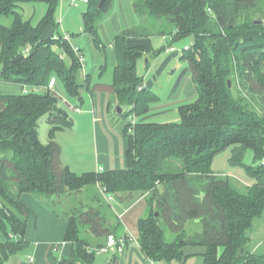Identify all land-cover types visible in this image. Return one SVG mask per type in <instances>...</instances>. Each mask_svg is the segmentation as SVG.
I'll use <instances>...</instances> for the list:
<instances>
[{
  "label": "trees",
  "instance_id": "obj_1",
  "mask_svg": "<svg viewBox=\"0 0 264 264\" xmlns=\"http://www.w3.org/2000/svg\"><path fill=\"white\" fill-rule=\"evenodd\" d=\"M114 1L88 0L83 13L84 32L103 54L106 46L99 24ZM261 1L135 0V11L144 23L115 36L113 81L93 90L110 95V112L116 105L126 108V120L148 114L158 98L142 88L138 62L159 52L150 46L129 47L127 40L159 30L170 37V46L192 39L185 46L189 49H184V60L197 99L180 106L179 122H123L129 140L126 169L77 174L62 163V149L53 139L57 131L71 126L68 108H78L62 102L50 83L57 77L69 99L81 103L91 76L84 75L79 55L60 31V0H0V85L20 90L0 93V264L29 248L25 236L32 212L22 202L24 193L52 201V206L46 202L48 208L68 222L71 254L57 264H95L97 250L110 235L102 233L99 220L74 216L79 210L76 204L85 205L90 194L95 198L94 187L111 197L146 195L138 242L153 264H186L196 256L204 264H264V253L251 250V236L264 217V23L254 18ZM26 3L48 5L38 25L24 18ZM55 47L64 49L69 63ZM43 118L54 126L48 143L39 136ZM228 148H232V165H243L248 150L259 163L246 167L254 184L245 191L212 169L214 157ZM191 221L201 222L200 233L188 232ZM86 225L92 227L87 236ZM168 230L175 235L172 241ZM111 235L122 237L115 231ZM99 237L107 239L103 243ZM190 247L206 251L188 255Z\"/></svg>",
  "mask_w": 264,
  "mask_h": 264
},
{
  "label": "rangeland",
  "instance_id": "obj_2",
  "mask_svg": "<svg viewBox=\"0 0 264 264\" xmlns=\"http://www.w3.org/2000/svg\"><path fill=\"white\" fill-rule=\"evenodd\" d=\"M117 6L115 13L118 15L121 21L123 20V16L121 10L119 9V0H116ZM131 0L125 1V11L127 15L128 21L131 23V27L133 25L139 26L144 23L139 16L135 13ZM24 6V16L25 19L31 20L33 25H38L43 17L46 15L48 11V5L46 3H26ZM87 9V5L83 3V1H78L77 6H71L70 0H60V7L57 11L58 22L61 24L60 31L64 34V36H70L71 45L74 47H78L83 53V65H84V75L91 76V85L90 89H85L83 93V102H78L76 100H70L67 96L65 86L57 77L56 84L55 81L50 83V89L54 91L62 102H68L72 108L77 105L78 108L81 107V111H76L75 109L68 108L70 113V119H73V124L70 127H65V129L57 131L54 134V141L60 145L62 149L63 158L66 162V165L75 172H89L91 171V157H94V141L91 138V123L87 122L88 117L91 115L93 119L94 113L96 112L98 115H105L108 118V125L112 129H116L117 126H122L121 124L125 121L133 122V117H129L127 120L125 119V114L127 113V109L123 108V115H117L116 108L117 105L113 107L112 111L108 113V106L110 102V95L105 91H94L93 88L97 84L108 83L111 84L113 81V69L108 67L107 70L103 72L101 75V66L102 64H106V59L103 57L102 52L96 47L94 41L90 36L84 33V21H83V13ZM255 17L258 20H261L264 23V0L261 1L260 6L256 9ZM113 13V14H115ZM106 18V17H105ZM5 24H10V20L3 18L2 20ZM104 26L107 28V37L109 41L113 38L115 34H117L112 28V22L110 19L104 20ZM156 40V43L162 42L163 38L159 36L153 37ZM103 42L106 43V37L104 36ZM166 40L170 41V37H166ZM165 41V40H164ZM192 39L189 37L183 38L181 40L175 41L173 46L179 52L184 54V46L191 45ZM107 44V43H106ZM77 45V46H76ZM56 51L62 55L63 59L66 62H70L69 55L64 51L61 47H55ZM107 48V53H108ZM156 52H159L158 55H148L144 56L138 62V74L140 76L145 77V67H150L155 60L154 57L159 56L160 54H164L163 48H155ZM147 57V58H146ZM150 63L146 65L149 61ZM176 60V59H175ZM177 61V60H176ZM179 61V59H178ZM173 66L175 68L179 67V63ZM87 68L88 70H85ZM2 72V65L0 64V74ZM151 76V74L149 75ZM178 74H175L174 77H171L168 73H165L158 80V86H162V88H158L156 92L161 98V104H152L150 107L149 113H158L161 110H168L163 115H159L158 117L150 119L151 121H162L165 119H171L173 121H179V113L177 110V106L181 105L185 97V91L183 89V84L178 87V90L174 93V85L177 82L176 77ZM189 76V75H188ZM235 90H238V81L234 77ZM157 89V88H156ZM8 91L20 92L18 88L7 87L0 85V93H7ZM41 92H45L46 89H41ZM197 93V92H196ZM191 89L187 91V100L186 101H195L197 98V94ZM188 94L191 95L188 96ZM95 106V109L93 107ZM97 110V111H96ZM87 111L91 114L87 115ZM82 120H85L83 124H80ZM135 121H138L134 119ZM84 123H86L84 125ZM134 124V123H133ZM53 125L48 121V119L43 118L39 124V136L42 143H48L50 141V133L53 129ZM112 152V150H111ZM232 158V148H228L223 152L217 154L212 163V169L216 173H221L227 177H229L234 185L240 190L245 191L248 187H251L254 184V179L249 176L246 171L247 166H256L257 163L255 161L254 153L248 150L243 159V165H232L230 159ZM97 186V185H95ZM92 189V188H91ZM90 189V190H91ZM94 192V203L90 206L78 205L79 210L74 213V216L82 215L83 219H92L94 221L99 220L101 225L106 229H102V233H108V236L111 235V232L115 231L116 234H120L122 227L127 232V236L129 238V249L136 247L138 249V238H139V219L144 216L147 211V202L145 200V196L142 192H135L131 196H120L117 195L115 197H111L105 192L100 191L99 187L93 188ZM86 193V192H84ZM81 194V193H80ZM90 197L92 195L90 194ZM81 199V198H80ZM50 206H52V201H46ZM106 221V222H105ZM109 224L110 231L107 232V226ZM111 225V226H110ZM258 227L257 232L253 237V242L256 245H260L262 252L264 253V217L262 220L258 221L256 224ZM92 227L84 226L83 230L87 232L86 236L89 235V231ZM188 232L196 233L201 232L203 229V225L199 221H191L186 225ZM107 236V237H108ZM107 237H99L100 241L103 243L106 241ZM167 237L169 241L175 239V235L172 233H167ZM95 244V242H94ZM126 249V248H125ZM122 254V253H118ZM115 255V252L110 249L107 252H97L95 255V264H114V262L110 263L112 260V256ZM22 257V256H21ZM20 256L16 257L17 259H21ZM56 257V256H55ZM110 261V262H108ZM56 264L55 260H53ZM201 260L199 258L189 259L187 264H200ZM8 264V263H7ZM10 264H13V259H11ZM15 264V263H14ZM25 264H33L30 260H27ZM158 264H167L166 262H160Z\"/></svg>",
  "mask_w": 264,
  "mask_h": 264
},
{
  "label": "crops",
  "instance_id": "obj_3",
  "mask_svg": "<svg viewBox=\"0 0 264 264\" xmlns=\"http://www.w3.org/2000/svg\"><path fill=\"white\" fill-rule=\"evenodd\" d=\"M125 1L126 0H119V9L121 10L123 20H125V22L121 21L118 15L115 13L116 6H117V2L115 0L106 18H104L99 24L100 37L102 39L105 36L106 41H107L106 42L107 44L103 42V44L106 46V52L105 54L102 53L103 57H105L106 59V64H102L101 69L103 67H106L105 70H107V64L109 68L113 69V71L116 67V54H115V47H114L115 36L125 29L138 27L136 25H133L131 27L130 25L131 23L128 21L126 11H125ZM134 2L135 0H131L130 3H132L133 9L135 11ZM22 14L24 16V6H23ZM107 17L112 22V25H113L112 28L117 33L113 36L111 41H109L107 37V28L103 24L104 20H106ZM52 33L53 32L51 30L48 34L51 36ZM155 36L162 37L163 41L162 42L158 41L156 43V40H154L153 38ZM127 45L129 47L150 46L154 51L157 50L155 48H160L161 46V48L165 50L164 54H160L159 56L154 57L155 60L153 61V64L150 67H147V66L145 67L146 75L145 77L142 76L144 79L142 88L151 91L158 98V101L153 104H158V103L161 104V98L156 92V90H158V88L160 87L162 88V86L157 87V84H158L159 78H161V76L164 75L165 73H168L171 77H174L175 74H178V76L176 77L177 82L175 83L174 89H173L174 93L178 90V87L182 85L183 80H185L183 84V89L185 91V97H184V100L182 101L183 103L177 106L178 113H179L180 106L192 103V101H186L187 91H189V89L192 88L194 95H195V93L197 92V87H196V84L194 83L191 73L189 72L188 63L184 60L185 54L176 50L173 45L170 46L169 41L166 40V36H163V34H161L159 30H154L149 37H143L140 39L129 38L127 40ZM185 46H187V44ZM185 46L183 48H185ZM74 48L79 49L78 47H75V46ZM107 48H109L108 53H107ZM80 53L83 56L82 51ZM175 59L177 61L179 59L178 61L179 67L177 68L173 67L177 63ZM148 60L149 61L146 63V65L150 63V59ZM85 70H88V69L85 68ZM150 74L151 76H149ZM55 78L56 77L54 76L51 79V81L52 82L55 81V84H56ZM100 84L103 86L110 85L108 83H104V84L100 83ZM188 96H190L191 98L190 94H188ZM93 107L95 109L94 105ZM74 108H78L77 105H75ZM76 111H81V107L76 109ZM167 111L168 110H161L158 113H152V114L148 113L145 116H142L139 118L136 117L135 119L138 120L136 121V123L137 122L174 123V122L180 121V118H179V121L165 119V120L156 122V121L150 120L152 118L158 117L159 115H163ZM86 113L87 115L91 114L89 111H87ZM108 113H110L109 110H108ZM179 117H180V114H179ZM70 120H71V124H73L74 122L73 119H70ZM107 121H108V118H106L105 115L103 114L98 115L96 112L94 113L93 119L91 118V115L88 117L87 122L91 123V127H90L91 128V138L94 141V151H95L94 157L90 158L92 165H91V171L89 172H109L111 170L126 169L128 166L127 151L129 148V140L123 133V130H122L123 123L121 124L122 126H117V128L114 130L110 128V126L107 124L108 123ZM83 122H85V120H82L80 124H83ZM85 124L86 123H84V125ZM63 160L64 158L62 154V163L66 165V162ZM84 173H88V172H83V173L78 172L77 174H84ZM100 191H102V189H100ZM21 199H22V202L32 212L31 217L28 222L27 233L25 236V240L29 243V248L22 254L12 257L11 259H13V264L14 263L15 264H25L27 260H30L33 264H52L54 263L53 260H55L57 264L58 260H61L63 258H68L72 250V244L69 242H66L68 222L61 219V217L58 216L57 214L53 213L48 208L46 202L40 201L39 199H37L36 197H34L33 195L29 193H24ZM93 203H94V198L90 197V195L87 196L85 199V206H90ZM65 210L67 212L68 208H66ZM257 230H258V227H256L255 231L253 232L251 236L252 252H257L259 250L262 251L260 248V245H256L253 242V237L255 233L257 232ZM196 233H200V232H196ZM196 233L190 232V234L192 235ZM120 235L122 236L127 235V232L124 230L123 227L120 232ZM129 246L130 244L128 240V243L125 247L126 249H124L123 252H118L117 250H113L115 252V255L112 256L111 262L110 261L108 262L110 263L114 262V264H153V262L148 260L145 257V255L142 253L139 245H138V249L134 247L132 248V250L129 249ZM205 251L206 250L202 247H195V248L190 247L186 249V254L199 255V254H203ZM118 253H122V254L120 255ZM18 256L20 257L22 256L21 259L20 258L17 259L16 257ZM194 258H199L201 260L200 264H204V261L200 256H196ZM11 259L8 261V264H10ZM155 264H158V263H155Z\"/></svg>",
  "mask_w": 264,
  "mask_h": 264
},
{
  "label": "built area",
  "instance_id": "obj_4",
  "mask_svg": "<svg viewBox=\"0 0 264 264\" xmlns=\"http://www.w3.org/2000/svg\"><path fill=\"white\" fill-rule=\"evenodd\" d=\"M78 1H83L84 4L88 3V0H71V6H77ZM66 40L70 41V36H65ZM185 50H188V47L184 48ZM76 53L79 55L81 62L83 63L84 59L83 56L80 53L79 49H75ZM142 88H140L141 90ZM28 89H25L24 92H28ZM136 117H133V122L132 123H136V121L134 120ZM133 128L130 129V132L132 133ZM128 236H122L121 238H117L115 235H110L107 239L106 245L103 246L102 248H99L97 250V252H107L108 250L112 249V250H117L118 252H123L127 243H128Z\"/></svg>",
  "mask_w": 264,
  "mask_h": 264
},
{
  "label": "water",
  "instance_id": "obj_5",
  "mask_svg": "<svg viewBox=\"0 0 264 264\" xmlns=\"http://www.w3.org/2000/svg\"><path fill=\"white\" fill-rule=\"evenodd\" d=\"M103 5V3L101 4V6ZM231 85V81H229V86ZM116 112H117V115L118 116H121V114L123 113V109H122V107L121 106H117V108H116ZM156 215H158V214H156Z\"/></svg>",
  "mask_w": 264,
  "mask_h": 264
}]
</instances>
